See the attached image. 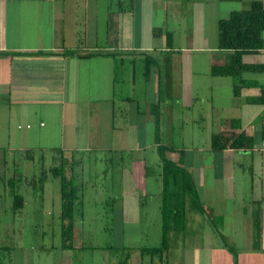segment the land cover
Returning <instances> with one entry per match:
<instances>
[{
    "label": "crops",
    "instance_id": "obj_1",
    "mask_svg": "<svg viewBox=\"0 0 264 264\" xmlns=\"http://www.w3.org/2000/svg\"><path fill=\"white\" fill-rule=\"evenodd\" d=\"M252 1L0 0V151L82 168L71 248L58 185L36 256L17 249V264H264V50L238 76L211 74L230 54L218 22ZM219 134L250 141L213 150ZM161 144L202 209L163 260L140 253L161 244Z\"/></svg>",
    "mask_w": 264,
    "mask_h": 264
},
{
    "label": "trees",
    "instance_id": "obj_2",
    "mask_svg": "<svg viewBox=\"0 0 264 264\" xmlns=\"http://www.w3.org/2000/svg\"><path fill=\"white\" fill-rule=\"evenodd\" d=\"M241 1V0H222ZM264 5L262 0H254L249 3L248 8L232 11L225 19L218 22V48L230 51L229 61L224 65L213 66L211 74L216 76H238L243 64L242 56L246 52H257L264 50ZM148 64L145 65V75L148 74ZM264 70L262 67H255ZM257 101H261L258 99ZM159 121L156 123V141L160 144ZM247 137H227L224 134L213 135L211 137V148L213 150H223L226 148H239L248 143ZM242 143V144H240ZM161 144L158 152L161 161L162 194H161V244L158 247L143 248L140 250L142 256L148 255L157 257L159 260L165 259L169 250L171 239L177 238L185 229V218L188 210L193 209L201 212V206L196 198V190L190 173L179 162L171 161L164 155V151L174 150V146ZM59 166L52 167L50 174L59 180V222L61 249L71 248V241L74 230V218L79 203V186L73 182L74 164L63 157L60 152ZM28 157V155H27ZM42 188L46 173L42 175ZM11 185V202L13 213L19 212L24 207L22 194L15 189V181L7 183ZM29 184V183H27ZM6 247H0L1 251ZM126 261L118 264H125ZM1 264V262H0Z\"/></svg>",
    "mask_w": 264,
    "mask_h": 264
},
{
    "label": "rangeland",
    "instance_id": "obj_3",
    "mask_svg": "<svg viewBox=\"0 0 264 264\" xmlns=\"http://www.w3.org/2000/svg\"><path fill=\"white\" fill-rule=\"evenodd\" d=\"M134 65L140 68L143 63L134 60ZM126 67V63L124 67L121 65V72ZM6 147L7 145L4 149ZM58 161H60L58 153L47 154L44 159H40L37 155L35 159H28L20 152L0 151V247H6L1 251V264H8V260L17 264V249L25 253L26 257L36 256L38 247L36 244L39 242L37 240L42 235L41 224L39 226L35 224L38 218H42L36 216L38 211L43 210L48 218L55 219L59 180L50 174V170L52 167L59 166ZM74 169L75 173L78 171L76 173L78 176H82L79 174L82 171L81 167ZM90 170L92 172V168ZM43 173H46V177L43 181L44 189L41 190L39 185L42 183L40 180L43 179ZM11 181H15L16 191L22 194L26 201L24 212L21 214L13 213L11 185H7ZM103 193V191L98 192L94 197L100 198ZM112 232L110 231L111 234ZM19 241H21L20 245Z\"/></svg>",
    "mask_w": 264,
    "mask_h": 264
}]
</instances>
